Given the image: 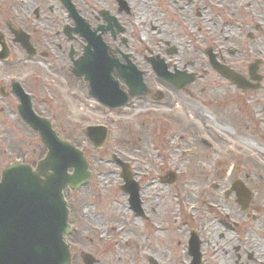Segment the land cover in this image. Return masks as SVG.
<instances>
[{"label": "rangeland", "instance_id": "obj_1", "mask_svg": "<svg viewBox=\"0 0 264 264\" xmlns=\"http://www.w3.org/2000/svg\"><path fill=\"white\" fill-rule=\"evenodd\" d=\"M50 20L56 21L53 27H41L49 35V31L71 22L67 12H54ZM46 40L52 41L47 35ZM52 42L59 48L47 44L44 50L49 56L42 60L23 58L12 49L15 64L0 63V86L6 85L9 77L29 93L34 91L31 96L36 98L35 113L47 119L61 139L82 151L88 162V181L63 191L78 233L73 236L74 242H79L73 251L74 264H83L80 251L86 253L97 246L102 248L100 253L96 248L94 252L99 254L100 264H150L149 258L157 264H188L190 230L201 240V264H217V213L210 209L217 205V195L221 194L214 187L217 157L230 160L232 143L247 137L235 133L229 101L217 91V86L226 87L227 83L217 81V73L208 64L190 63L185 66L195 79L186 85L191 93L187 97L186 93L175 94L155 85L162 81L154 77L148 64H141V70L147 71L145 80L166 93L169 100L168 113L173 120L163 125L160 118L151 115L152 108L161 106L150 100L133 99L126 106L108 108L81 92L83 87L77 86L63 54L68 43L61 37ZM188 52H193L194 58L200 56L199 51ZM174 57L185 62L180 51ZM174 64L182 68L175 62L170 69ZM120 86L126 89L123 83ZM181 95L184 99L180 102L176 97ZM9 100L14 105L9 106ZM210 100H218L217 106L206 102ZM15 106L12 97L0 101V175L12 163L26 164L34 170L47 152L38 133L20 120ZM86 125L107 127L101 148H95L85 137ZM202 139L212 147H206ZM114 158L129 164L140 187L143 216L130 209L128 194L120 188L123 180ZM172 171L176 174L173 183L159 180ZM86 220L94 223L96 233Z\"/></svg>", "mask_w": 264, "mask_h": 264}, {"label": "flooded vegetation", "instance_id": "obj_2", "mask_svg": "<svg viewBox=\"0 0 264 264\" xmlns=\"http://www.w3.org/2000/svg\"><path fill=\"white\" fill-rule=\"evenodd\" d=\"M54 12H76L86 27L81 32L77 20L67 14L71 20L69 26L60 25V29L45 34L41 27L54 26L56 21L50 20ZM46 35L52 41L61 37L68 43L63 54L70 62V73L77 86L83 87L79 90L88 95L89 83L83 76L87 58L93 54L99 62L105 59L106 63L113 64V77L119 86L125 85L126 89L120 86L124 92L128 86L125 77L119 75L120 70L141 72L146 88L142 95L129 97L125 106L133 99L150 100L161 106L152 108L151 115L160 118L163 125L173 117L168 113L166 93L155 85L158 83L162 89L175 94L186 93L187 97L191 93L186 85L176 89L157 75L153 65L163 64L167 72L174 73L188 71L174 66L170 69L169 65L175 62L209 66L215 62L217 67L229 71L230 79L217 68V81L227 83L226 87L217 86V91L229 101L235 133L247 137L232 143L230 160L217 157L214 187L221 194L217 195V205L210 207L217 213V264H264V0H0V63L15 64L11 59L12 49L29 60L46 59L47 44L59 48L51 40L45 41ZM20 39L28 40L34 55L27 53ZM188 49L194 54L199 51L200 56L194 58ZM179 51L185 62L174 57ZM144 63L162 84L156 81L152 85L145 80L146 70L140 67ZM78 72L81 76H77ZM7 79L8 83L0 86V101L6 102L12 97L17 111L19 100L11 88L14 80ZM23 89L30 95L34 110L36 98L31 96L34 91L29 93ZM182 95V98L176 97L180 102L184 99ZM206 102L217 106L218 100ZM12 105L10 102L9 106ZM201 142L212 147L204 139ZM71 213L68 208L71 232L66 242L74 264L73 251L79 242L73 239L78 233ZM136 214L144 215L142 209ZM86 221L96 233L94 223ZM192 233L197 234L189 231L187 246ZM197 237L200 248L201 240ZM95 248L86 253L90 256L88 259L94 260L92 264H100L99 254L94 252L100 253L102 248ZM83 253L78 254L80 259Z\"/></svg>", "mask_w": 264, "mask_h": 264}, {"label": "water", "instance_id": "obj_3", "mask_svg": "<svg viewBox=\"0 0 264 264\" xmlns=\"http://www.w3.org/2000/svg\"><path fill=\"white\" fill-rule=\"evenodd\" d=\"M77 20L79 30L86 27L83 19L76 12H68ZM26 51L33 55L34 51L26 39H20ZM217 71V64H212ZM84 79L89 81L90 95L97 98L103 105L118 107L124 105L127 96L119 90L113 80L112 63L97 60L93 54L87 58ZM157 72L165 74L163 65H156ZM228 78L231 76L225 68H218ZM129 87L130 95L143 93L144 85L141 73L120 70ZM78 76L81 72H78ZM164 77V76H163ZM176 88H181L194 80L193 74L175 72L165 77ZM13 91L20 100L18 113L21 119L39 133L40 140L47 149L45 158L37 164L36 170L24 164L14 163L7 166L0 180V264H70V253L63 241L64 234L70 229L67 224V208L62 191L70 187L77 188L86 183L90 177L88 163L80 150L56 136L49 122L36 116L32 109L29 96L18 84ZM106 128L87 126L85 135L96 147H102L106 139ZM120 176L124 182L123 192L129 195L128 201L133 211H139V186L133 180L128 165L117 158ZM68 170H72L71 173ZM174 175L168 174L167 182L174 181ZM191 264H200L198 240L195 236L189 241ZM88 255H83L85 264ZM151 264H156L150 259Z\"/></svg>", "mask_w": 264, "mask_h": 264}, {"label": "bare ground", "instance_id": "obj_4", "mask_svg": "<svg viewBox=\"0 0 264 264\" xmlns=\"http://www.w3.org/2000/svg\"><path fill=\"white\" fill-rule=\"evenodd\" d=\"M173 66L177 68V66H176L175 64H174ZM181 67L187 70V67H186L185 65L183 66V64H181ZM177 107H178V106H177ZM73 109H74V108H73ZM187 203H191V201L188 200ZM129 226L131 227V225H129ZM125 229H126V228H125ZM118 230H120V228H118ZM124 237H126V236H124Z\"/></svg>", "mask_w": 264, "mask_h": 264}]
</instances>
